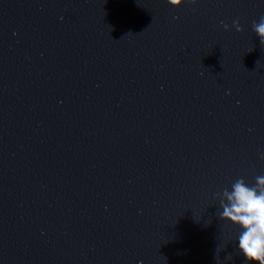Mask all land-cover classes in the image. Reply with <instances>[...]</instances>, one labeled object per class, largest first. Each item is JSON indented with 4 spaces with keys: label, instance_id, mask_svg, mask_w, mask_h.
Returning <instances> with one entry per match:
<instances>
[{
    "label": "water",
    "instance_id": "95a60500",
    "mask_svg": "<svg viewBox=\"0 0 264 264\" xmlns=\"http://www.w3.org/2000/svg\"><path fill=\"white\" fill-rule=\"evenodd\" d=\"M261 17L0 0V264H246L218 194L264 176Z\"/></svg>",
    "mask_w": 264,
    "mask_h": 264
},
{
    "label": "clouds",
    "instance_id": "9594fccd",
    "mask_svg": "<svg viewBox=\"0 0 264 264\" xmlns=\"http://www.w3.org/2000/svg\"><path fill=\"white\" fill-rule=\"evenodd\" d=\"M186 2L196 4L198 0H168L174 8ZM223 27L225 31L231 30L228 24ZM231 27L237 32L243 31L239 20H234ZM252 29L260 44L264 45V17L254 21ZM218 198L222 209L219 218L242 229L238 235L239 253L246 264H264V176H257L253 185L247 184L243 178L237 179L231 190L225 188ZM225 259L232 260V254Z\"/></svg>",
    "mask_w": 264,
    "mask_h": 264
}]
</instances>
